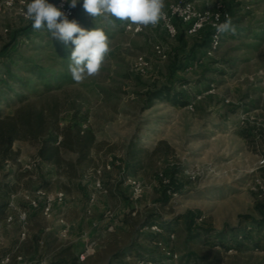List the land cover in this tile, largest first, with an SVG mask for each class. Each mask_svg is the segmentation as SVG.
Masks as SVG:
<instances>
[{
    "label": "rangeland",
    "instance_id": "374dc122",
    "mask_svg": "<svg viewBox=\"0 0 264 264\" xmlns=\"http://www.w3.org/2000/svg\"><path fill=\"white\" fill-rule=\"evenodd\" d=\"M5 1L0 83L8 72L31 78L27 90L9 85L29 94L33 108L55 112L60 126L74 119L96 139L84 148L70 131L75 149L62 145L50 160L39 153L44 137L14 143L0 166V254L10 264L20 255L28 264H264V0H191L201 12H230L236 25L211 54L209 26L190 31L192 22L177 17L174 35L162 21L135 32L91 17L80 0L69 19L103 28L111 49L100 73L82 83L68 71L70 47L34 30L18 0ZM178 1L165 0L164 10ZM29 63L48 77L29 73ZM164 87L186 103L150 99ZM11 98L5 114L19 106ZM45 138L59 145L64 137ZM39 189L66 195L50 217ZM155 223L168 249L156 244Z\"/></svg>",
    "mask_w": 264,
    "mask_h": 264
},
{
    "label": "clouds",
    "instance_id": "9594fccd",
    "mask_svg": "<svg viewBox=\"0 0 264 264\" xmlns=\"http://www.w3.org/2000/svg\"><path fill=\"white\" fill-rule=\"evenodd\" d=\"M75 9L80 0H66ZM84 11L93 18L103 17L109 26L115 21L127 22L128 26H156L165 17V0H83ZM34 30H46L51 38L70 47L68 71L73 81L84 80L100 73L110 49V40L103 28L87 29L77 20L69 19L61 7L48 0H30L24 12ZM218 34H236V25L230 16L215 25Z\"/></svg>",
    "mask_w": 264,
    "mask_h": 264
},
{
    "label": "trees",
    "instance_id": "16d2710c",
    "mask_svg": "<svg viewBox=\"0 0 264 264\" xmlns=\"http://www.w3.org/2000/svg\"><path fill=\"white\" fill-rule=\"evenodd\" d=\"M65 56L70 55V50L67 49L64 53ZM26 70L43 80L48 77V71L35 64L29 63L26 66ZM9 79H13L15 81H19V89L27 90L32 86L31 78H18L11 72H8ZM60 77L58 75L54 76L52 82H57ZM1 80L0 83V107L4 105V101L9 99L10 95L14 98H11V104L18 103L19 106L15 108L14 112L5 114L0 108V166L3 162L9 158H11L14 154V143L18 139H43L42 147L39 150L40 155L45 160H50L54 156L56 152H53L60 148V146L72 147L75 149V144H80L84 148H90V146L95 142V134L91 129L83 130L80 122L76 120H71L64 127L60 126L59 116L55 114V112L51 113L49 116L46 114L45 110L33 108L32 105L29 104L30 96L29 94H22L15 88L9 85L10 80ZM50 79V78H49ZM51 81V80H50ZM49 82H45V85H50ZM16 99V100H15ZM150 99H167L172 100L175 103L185 104V98L179 93H173L172 90L168 87H164L161 89L153 90L150 92ZM70 131L73 135L74 146L69 145L67 143ZM63 135V140L59 145H56V140L54 138H45L46 135ZM2 208V206L0 207ZM254 226L256 223H253ZM259 225H263V222H258ZM161 225V224H160ZM262 226V227H263ZM189 237H196L198 232L193 234L189 233ZM155 239L158 235H154ZM248 235L242 236V238H246ZM149 257V256H148ZM147 261L154 262L152 258H148ZM194 264H200L199 259H196Z\"/></svg>",
    "mask_w": 264,
    "mask_h": 264
},
{
    "label": "built area",
    "instance_id": "2783aa9c",
    "mask_svg": "<svg viewBox=\"0 0 264 264\" xmlns=\"http://www.w3.org/2000/svg\"><path fill=\"white\" fill-rule=\"evenodd\" d=\"M18 1L22 4V6H20V12L24 16V12L26 11V3L30 2V0H18ZM51 1H54L55 2L54 5H56L57 7H61L62 10L68 14L69 17H72L74 15L76 8L75 9L69 8L68 2H66V0H51ZM15 2L16 0H6L4 5L13 6ZM164 12H165V17L161 21L164 24V26L167 28V30L173 35L177 32V28L173 22V19L177 17L180 19H183L184 21L192 22L190 31H197L203 28L204 26L211 27L213 31V34H212L213 38L208 46L209 54H211L214 50H216L219 47L223 39V34H218L214 26L223 23L225 21L226 15L230 16V12H227V11L218 10V11H213V12L212 11L201 12L197 9L195 2L191 0L190 1L180 0L178 2L172 3L166 10H164ZM129 27L132 28L135 32H141L145 28V26H140L139 30H137L136 25H132ZM157 51L158 53H162V49L160 48V46H157ZM259 167H260V170L264 178V156L261 157L259 160ZM98 185L99 187L102 186L100 181L98 182ZM261 189L264 190V184L262 183H261ZM45 195H46V192L43 189L37 190L38 198L39 197L45 198L44 206H43V213L47 215L48 217H50L52 216L53 204L55 202H60V203L63 202L65 200L66 195L63 191H59L52 196H49V195L45 196ZM29 198L31 201L30 203L32 205H35V206L39 205L37 198L36 199L31 198V196H29ZM25 216H26V213L24 212L22 217L25 218ZM150 227L158 235V237L155 239L156 244L164 249H168L166 248V243L163 242V240L159 236V233L162 231V228H161L162 226L158 223H155V224H152ZM23 235H25V233H23ZM167 254L173 255L171 250H168ZM81 258L82 259L86 258L85 252L81 253ZM18 259H19L20 264L29 263L27 260L24 259L22 255L18 256ZM10 262H11L10 254H5V255L0 254V264H10ZM39 264H45V263L40 262Z\"/></svg>",
    "mask_w": 264,
    "mask_h": 264
}]
</instances>
